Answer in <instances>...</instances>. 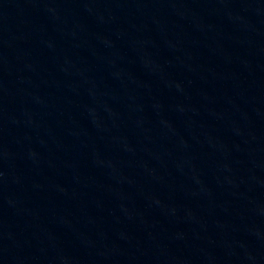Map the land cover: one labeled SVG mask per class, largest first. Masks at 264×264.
<instances>
[{"label": "water", "instance_id": "95a60500", "mask_svg": "<svg viewBox=\"0 0 264 264\" xmlns=\"http://www.w3.org/2000/svg\"><path fill=\"white\" fill-rule=\"evenodd\" d=\"M0 264H264V0H0Z\"/></svg>", "mask_w": 264, "mask_h": 264}]
</instances>
